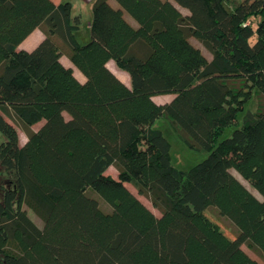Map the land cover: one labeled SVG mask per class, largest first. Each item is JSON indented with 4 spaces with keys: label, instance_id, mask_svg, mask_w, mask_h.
I'll use <instances>...</instances> for the list:
<instances>
[{
    "label": "trees",
    "instance_id": "16d2710c",
    "mask_svg": "<svg viewBox=\"0 0 264 264\" xmlns=\"http://www.w3.org/2000/svg\"><path fill=\"white\" fill-rule=\"evenodd\" d=\"M116 2L93 1L81 41L70 1L0 0V264H259L242 245L264 259V0ZM162 117L206 157L173 166Z\"/></svg>",
    "mask_w": 264,
    "mask_h": 264
},
{
    "label": "rangeland",
    "instance_id": "374dc122",
    "mask_svg": "<svg viewBox=\"0 0 264 264\" xmlns=\"http://www.w3.org/2000/svg\"><path fill=\"white\" fill-rule=\"evenodd\" d=\"M69 1V0H68ZM71 1H78L79 4H84L85 9H88L87 11H89L90 14H92L91 9H92V1L91 2H84V0H71ZM239 1V0H236ZM76 7V6H75ZM179 8L185 10L188 12V10L186 8H183L181 6H178ZM86 11L83 12V15L86 16ZM252 22L254 23V25L257 22V18H253ZM191 41L196 44L197 46H199L201 48V50L203 51V53L206 55V57H208L209 59L211 58V54L194 38H191ZM111 64V62H110ZM113 69L114 67L111 66ZM116 75H118L119 77H127L125 72H122V70L115 68ZM128 83V81H127ZM173 97L172 94H161V95H156L154 96V99L161 103V102H166L169 101L171 98ZM257 103H258V99L257 97H253L252 100L250 102H248L247 104V108H249L250 110H255L257 108ZM64 116L66 118H68V114L64 113ZM7 118V117H6ZM10 122H12L18 131V135H19V142L22 145L27 137L25 132L23 131V129L21 128V126L15 122L14 120H12L11 118H7ZM239 121H241V118L239 117ZM43 121H40L38 123L33 124L31 127L36 130L40 127V125L42 124ZM154 126L156 128H159L160 130H162V132L164 133V135L166 136V138L169 140L170 142V158H171V163L173 166L180 168V169H187L190 166H192L193 164L201 161L202 159H204L206 157V155L208 154V151H204V150H196V149H192L190 148L179 136L178 134L174 131L169 119L162 117L159 118L155 121ZM235 125H230L225 127L224 131L221 133V135L218 137L219 141L220 139L229 136L233 129L235 128ZM106 174H110L114 177H117V170L114 166H109L106 171ZM232 173L239 178L258 198L263 199L262 195L252 186H250V184L244 180L238 173L236 170L232 169ZM125 185L144 203L146 204L156 215H159L160 212L154 208L151 204V202L143 195L139 194L136 190V188L129 182H125ZM101 206L105 209H108V206L105 205L104 203H101ZM28 215L29 217L34 221L37 222V224L40 226L42 223L40 221V219L35 215V213L30 210L27 209ZM208 216L214 220L217 221L221 224L222 228L224 229V231L229 234L232 235L230 230L227 229V227H225V225L220 221V219H218L214 214H212L211 211L207 212ZM226 221V220H225ZM224 222V220H223ZM227 224H229L226 221ZM230 227V224L228 225ZM242 248L254 259H256L258 261L259 264H264V259H262L260 256H258L256 253H254L251 249H249L246 245H242Z\"/></svg>",
    "mask_w": 264,
    "mask_h": 264
},
{
    "label": "crops",
    "instance_id": "0c3cea01",
    "mask_svg": "<svg viewBox=\"0 0 264 264\" xmlns=\"http://www.w3.org/2000/svg\"><path fill=\"white\" fill-rule=\"evenodd\" d=\"M55 3H59L61 0H53ZM72 3V10H73V14H79L81 16L82 19V24H81V28L77 31V35L79 37V39L81 41H87L90 38L89 35V24H90V19H91V15L89 13V11H87L88 9H85L84 4H79L78 1H71ZM92 0H84V2H91ZM94 1V0H93ZM92 1V3H93ZM108 2L110 3L111 6L117 8L119 7V4L116 2V0H108ZM76 6V7H75ZM92 7V6H91ZM180 11L182 13H187V11L179 8ZM86 11V16L83 15V12ZM92 12V11H91ZM124 17L125 19L134 27L137 26V22L136 20L126 11H124ZM44 38V33L42 32V30L40 28H35L33 29L17 46V49H25V50H32L34 47L37 46V44ZM61 62L65 65V66H69L72 67L73 69V73L76 76V78L83 82L85 80V76L71 63V61L69 60V58L66 55H62L60 57ZM111 62V64H110ZM107 66L109 67L110 70H112L113 72L115 71V68H118L113 60H109L107 62ZM113 66L114 69L111 67ZM119 69V68H118ZM121 70V69H120ZM122 72H125L127 75V77H118L127 85H129L130 83V78H129V74L122 70ZM115 73V72H114ZM116 74V73H115ZM128 81V83H127ZM154 99V96H153ZM155 100V99H154ZM156 101V100H155ZM157 102V101H156Z\"/></svg>",
    "mask_w": 264,
    "mask_h": 264
}]
</instances>
